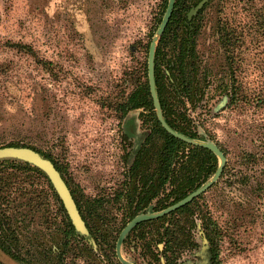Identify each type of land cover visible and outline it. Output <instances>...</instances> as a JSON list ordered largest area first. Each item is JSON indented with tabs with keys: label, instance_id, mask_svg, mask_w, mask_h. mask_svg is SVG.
Returning <instances> with one entry per match:
<instances>
[{
	"label": "rangeland",
	"instance_id": "1",
	"mask_svg": "<svg viewBox=\"0 0 264 264\" xmlns=\"http://www.w3.org/2000/svg\"><path fill=\"white\" fill-rule=\"evenodd\" d=\"M168 1L0 0V147H34L63 167L90 232L87 238L76 231V251L84 244L97 253V236L118 241L132 219L119 193L150 131L143 109L122 118L118 103L148 68ZM195 20L204 94L187 100V113L198 133L193 139L225 150L226 172L189 211L164 223L190 234L194 245L185 249L211 255V264H264V0H212ZM19 42L33 45L37 57L15 49ZM17 169L0 163V177L12 172L17 181L11 188L2 182L13 240L12 254L0 250V264H50L38 240L50 243L53 217L58 247L70 240L63 212L48 175L50 181ZM94 200L102 203L98 219L87 210ZM154 205L141 213L168 207ZM143 242L132 236L122 255L147 264Z\"/></svg>",
	"mask_w": 264,
	"mask_h": 264
},
{
	"label": "trees",
	"instance_id": "2",
	"mask_svg": "<svg viewBox=\"0 0 264 264\" xmlns=\"http://www.w3.org/2000/svg\"><path fill=\"white\" fill-rule=\"evenodd\" d=\"M200 1L201 0H176L172 16L160 39L155 57L157 93L164 117L174 130L191 138H197L198 133L194 129L192 118H190L187 113L186 103L187 100L190 102H196L199 100V97L204 94L200 85L202 78L199 74L198 56L195 52V48L192 46L195 27V24H193L192 21H195L199 14L212 0L191 18L189 15L191 9ZM223 36L225 38L224 43L229 44V34L224 33ZM13 47L19 51L22 50L35 58L37 57V51L31 44L19 42L14 43ZM237 99L238 93L233 90L231 93V102H236ZM138 109L144 110L142 117L144 123L149 126L148 130L150 133L142 145H140L135 151V158L132 163L130 174H128L127 178V184L129 185L128 188L124 187L119 193V197L124 196L127 200L126 205L124 206L129 214V219L146 211L155 201L156 205H154V209H162L180 201L206 183L216 173L220 164L218 156L210 148L189 143L170 133L162 125L158 118L155 103L151 94L147 66L143 78H139L135 87H133L118 103V111L121 113L122 118H124L131 110ZM221 149L225 151L222 147ZM47 157L50 158L48 155ZM50 159L55 162L56 167L64 175L63 167L59 163H56L53 158ZM0 161L2 165H10L13 169L18 167L17 170L21 171V173L37 172L40 175H44L49 180L45 171L27 161L16 158H5ZM225 172L226 168L223 171L222 177ZM12 176H15L12 175V172H9V174L6 172L5 177H0V245L4 250L10 252V254H12V245L10 244L11 239L9 237L11 236L13 240V233L9 234L11 223L6 216V209L2 207L7 196L3 195L5 190L2 182H6L4 185L8 188L14 187L17 184V181ZM50 185L52 195L59 202L60 210L63 212L65 227L69 230L67 237L72 238V240L70 238V240L68 239V241H65V244L61 247H58L57 245V249L59 253L63 255L66 253L67 247L69 248V245L71 244L73 253L81 256L83 252H80V250L76 251L77 246L80 243L76 240L77 232L74 225L51 182ZM75 199L83 217L87 219L84 205L76 196ZM167 200L169 202H167ZM197 200L198 198H195L187 205L162 217L140 222L134 227L131 233H129L125 240V244L130 242L132 236L141 237L144 239L142 247L145 255H152L154 252V244L152 241L158 239L159 241H162L163 237H168L170 245L169 249L172 253H176L178 246H183L185 248L194 245L191 241L192 238L190 234L184 233V235H182L181 233H178L176 229H173L168 225L166 226L164 221L167 218L174 217V215L189 211ZM86 203L88 205V214L91 215V217H95L97 214V217L95 218L98 219V212L102 203L96 200H94V202L87 201ZM99 229L100 227L95 233L98 232ZM151 229L154 231L151 232ZM163 229L165 232L162 231ZM149 236H152V240H150ZM100 238L101 237L97 236L98 243L104 252L105 259L113 261L115 264H123L117 258V236L114 239H108L105 237L102 239ZM106 241H108L106 243L107 245L104 244ZM85 247L88 249L91 258L98 259V257L95 256L97 255L96 252L87 245L79 246L78 248L84 250ZM53 251L54 250L52 249L51 252ZM214 253L216 257L219 254V252ZM65 258L66 257L62 256L61 260L63 261Z\"/></svg>",
	"mask_w": 264,
	"mask_h": 264
},
{
	"label": "water",
	"instance_id": "3",
	"mask_svg": "<svg viewBox=\"0 0 264 264\" xmlns=\"http://www.w3.org/2000/svg\"><path fill=\"white\" fill-rule=\"evenodd\" d=\"M210 0H201L196 6H194L190 11V17L192 18L193 15L198 13L202 7H204ZM176 0H169L168 6L165 12V15L163 17V20L158 28L157 35L154 38V40L151 43L150 52H149V58H148V74H149V81H150V88H151V94L155 103L156 111L159 120L161 121L162 125L172 134L176 135L177 137L184 139L185 141L195 144V145H201L207 148H210L220 159L219 167L214 174V176L203 186L200 188L194 190L190 194H188L186 197L181 199L180 201L168 206L167 208L157 211V212H145L140 213L136 215L134 218H132L127 225L123 228L121 231L118 241H117V255L119 259L124 264H134L131 260L126 259L122 255V247L123 243L125 241V238L127 235L136 227L140 222H143L145 220H150L154 218H159L164 215H167L178 208H181L191 201H193L195 198L199 197L201 194H203L207 189H209L217 180L221 177L225 164L227 162V157L224 153V151L219 147L218 144L214 142H200L196 139H193L183 133H180L176 130H174L166 121L163 113V109L158 97L157 93V86H156V78H155V57H156V51H157V42L162 37L169 21L172 16L174 7H175ZM4 158H16L23 161H27L43 171L47 173L49 176L51 182L53 183L60 199L62 200L71 220L72 223L76 229V231L84 237L89 238L90 232L87 227V224L78 208V205L76 203V200L72 194V191L70 190L68 184L64 180L61 172L58 170L56 165L53 163L52 160L42 155L39 151L28 147V146H5L0 147V159ZM92 241V240H91ZM93 242V241H92ZM94 243V242H93ZM95 244V243H94Z\"/></svg>",
	"mask_w": 264,
	"mask_h": 264
},
{
	"label": "flooded vegetation",
	"instance_id": "4",
	"mask_svg": "<svg viewBox=\"0 0 264 264\" xmlns=\"http://www.w3.org/2000/svg\"><path fill=\"white\" fill-rule=\"evenodd\" d=\"M193 24H196V20L192 21ZM51 223V235H50V243L48 244H41V242H46V239L38 240L40 242L39 249L41 250V256L47 259L50 256V264H115V262L106 260L103 250L99 246V250L97 251L96 257L98 259L91 258L88 253V249L82 250L83 254L78 256L77 254L73 253L72 245L67 247L66 253L61 255L57 249V237H56V218H52ZM154 231L151 229V232ZM163 232L164 229L162 230ZM68 232V229H67ZM128 237V236H127ZM125 238V240L127 239ZM150 240H152V236H149ZM72 243V242H71ZM125 243V241H124ZM123 243V244H124ZM154 244V252L151 254H146L144 252L143 247H141V253H143L144 257L149 258V262L147 264H211V255L204 256L197 248L186 250L183 246H178L176 253L170 252V245L168 237H163L162 241L155 240L152 241ZM86 245V244H85ZM68 246V245H67ZM84 246V244H82ZM54 250L51 252V250ZM0 250H4V248L0 245ZM116 252H117V245H116ZM65 255V260H61L62 256ZM120 260V259H119ZM53 261V262H52ZM121 263H123L120 260ZM133 262V261H132ZM18 264H23L21 261H17ZM134 264H138L133 262ZM38 264V263H37ZM40 264H45L41 262ZM124 264V263H123Z\"/></svg>",
	"mask_w": 264,
	"mask_h": 264
}]
</instances>
